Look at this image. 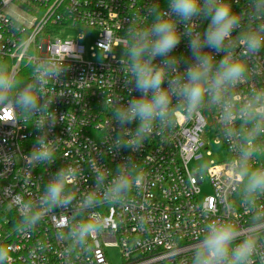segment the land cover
I'll use <instances>...</instances> for the list:
<instances>
[{"label": "clouds", "instance_id": "9594fccd", "mask_svg": "<svg viewBox=\"0 0 264 264\" xmlns=\"http://www.w3.org/2000/svg\"><path fill=\"white\" fill-rule=\"evenodd\" d=\"M240 2L167 0L166 8L145 2L140 13L127 20L120 60L123 87L129 96L134 91L139 95L117 96L113 104L111 124L114 121L120 132L110 136L104 149H96L88 162L93 188L77 196L83 170L75 164L60 167L34 199L14 191L12 184L0 185V193L19 213L14 226L18 236L30 237L46 218L54 217L56 234L67 245L65 252L91 251L94 242L112 228L109 217L96 210L131 211L132 194L141 192L146 181L132 157L114 169L99 160L121 149L138 152L154 134L174 130L180 116L192 119L206 109L215 115L218 134L232 154L227 186L248 215V223L241 227L230 212L210 219L190 247L170 253V262L177 264V257L187 251L189 259L178 264H264V86L260 85L264 81V0H245L237 10ZM184 37L190 50L187 58L173 54ZM23 44L22 39L21 50ZM106 50L113 51L110 46ZM73 51L66 50L59 59H39L28 81L0 60V123L34 125L40 131L30 153L20 155L29 174L57 159L62 139L49 135L64 116H57L51 105L55 97L65 94L52 95L51 85L61 84L65 61ZM133 123L134 130L127 127ZM0 164L2 181L17 165V154L0 152ZM203 214L210 215L208 207ZM45 250L46 245L38 242L29 258L35 260ZM13 251L0 245V264H14Z\"/></svg>", "mask_w": 264, "mask_h": 264}, {"label": "built area", "instance_id": "2783aa9c", "mask_svg": "<svg viewBox=\"0 0 264 264\" xmlns=\"http://www.w3.org/2000/svg\"><path fill=\"white\" fill-rule=\"evenodd\" d=\"M145 2L167 7V0H0V60L22 80L31 79L32 67L39 59L46 56L59 59L61 53L74 48L65 61L67 70L61 76V84L51 85L52 95L65 94L55 97L51 105L57 116H64V122L58 121L49 135L50 139H62L55 163L38 166L29 174L20 155L30 153L40 131L34 125L0 123V152L17 154V165L0 185L12 184L14 191L34 199L60 167L75 164L83 170L77 196L93 188L88 162L96 155V149H104L110 136L115 137L120 132L114 121L111 124L113 104L117 96L129 99L139 95L134 91L129 96L123 87L122 57L117 52L123 56L121 47L127 20L139 14ZM244 3L245 0H241L237 10ZM206 23L203 22L202 27ZM71 27L98 31L88 50L80 42L82 36L77 40L58 39L63 30ZM109 46L113 51L108 54ZM98 53L100 60H85L87 56L95 59ZM173 54L190 56L187 37ZM183 67L182 64L181 70ZM260 85L264 86V81ZM105 100L108 101L106 106ZM136 126L133 123L127 127L134 130ZM206 129H213V143L223 147L224 159L209 162L207 175L211 193L199 201L202 179L198 173L192 174L188 165L192 160L201 159V151L208 149L204 139ZM231 156L228 145L218 134L213 113L205 109L203 115L192 119L180 116L174 130L154 134L140 151L121 149L99 160L106 168L114 169L132 157L143 170L146 181L141 192H133L135 207L131 211L122 213L119 208L106 207L96 210L109 217L112 228L94 242L91 251L65 252L67 245L56 234L58 220L54 217L46 218L30 237L18 236L14 226L19 213L2 193L0 245L14 248L11 253L14 264H109L107 250L112 247L119 249L120 264H171L170 253L190 247L210 219L223 218L230 212L241 227L247 225L248 215L227 186ZM3 171L4 166L0 164V172ZM204 207L210 210L207 217L203 214ZM38 242H43L46 250L33 260L29 258V251ZM189 257L190 253L185 251L183 256L177 257V264Z\"/></svg>", "mask_w": 264, "mask_h": 264}, {"label": "rangeland", "instance_id": "374dc122", "mask_svg": "<svg viewBox=\"0 0 264 264\" xmlns=\"http://www.w3.org/2000/svg\"><path fill=\"white\" fill-rule=\"evenodd\" d=\"M98 35V31L88 28H80V27H71L63 30L59 35L58 39H73L77 40L79 36H83V41H80L88 50V48L92 45L93 41L95 40L96 36ZM119 57H122L120 52H117ZM85 60H92L98 61L100 60V54H97L95 59H91L90 56L85 57ZM205 141L208 144L207 150H202V158L199 160H192L188 168L192 174L198 173L202 179V184L199 185L200 193L198 196V200L202 201L204 197L211 193V187L209 183V178L207 175V167L209 166V162L211 160L215 162H220L224 159V149L221 145H215L213 143L214 140V133L213 129H206ZM210 152V155L207 156L206 153ZM108 261L109 264H120V252L118 248H109L107 250Z\"/></svg>", "mask_w": 264, "mask_h": 264}]
</instances>
